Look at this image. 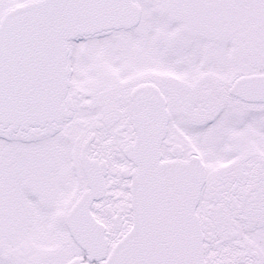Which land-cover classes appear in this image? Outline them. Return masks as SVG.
<instances>
[{
    "label": "snow or ice",
    "instance_id": "snow-or-ice-1",
    "mask_svg": "<svg viewBox=\"0 0 264 264\" xmlns=\"http://www.w3.org/2000/svg\"><path fill=\"white\" fill-rule=\"evenodd\" d=\"M0 264H264V0H0Z\"/></svg>",
    "mask_w": 264,
    "mask_h": 264
}]
</instances>
